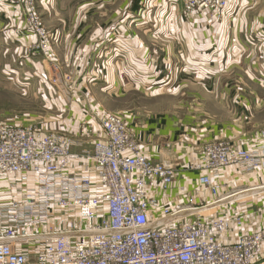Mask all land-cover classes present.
Here are the masks:
<instances>
[{
	"label": "crops",
	"instance_id": "obj_1",
	"mask_svg": "<svg viewBox=\"0 0 264 264\" xmlns=\"http://www.w3.org/2000/svg\"><path fill=\"white\" fill-rule=\"evenodd\" d=\"M163 1L169 3L155 8L139 7L140 0H36L45 24L56 34L54 74L71 77L64 82L63 93L55 88L53 104H69L73 112L81 109L85 114L78 117L86 121L91 119L89 108L99 114L122 112L154 161L181 166L218 137L248 145L260 134L261 129L254 128L264 123V0H230L213 32L205 29L202 19L187 21L179 0ZM7 2L0 0V79L22 86L28 77L38 76L35 84L40 90L47 85L51 68L31 48L36 37H24L17 8ZM0 83L1 88L9 87ZM135 93L144 102H133ZM168 94L185 99L187 94L195 98L196 107L179 98L172 104L162 101ZM147 97L161 100L160 104L148 106ZM249 125L253 130H247ZM76 136L82 140L74 144L76 151L88 147L90 126ZM237 174L226 170L223 180L229 184L220 188L219 195L230 192ZM198 176L187 171L184 181L176 179L164 196L166 205L200 206L213 200L198 184ZM182 181L185 193L176 190ZM261 181L264 176L254 184ZM13 191L19 198L21 188ZM231 203L209 215L230 210ZM255 219H246L241 228L231 223L222 241L236 242L242 232L264 224L263 218ZM260 259L264 260V245Z\"/></svg>",
	"mask_w": 264,
	"mask_h": 264
},
{
	"label": "built area",
	"instance_id": "obj_2",
	"mask_svg": "<svg viewBox=\"0 0 264 264\" xmlns=\"http://www.w3.org/2000/svg\"><path fill=\"white\" fill-rule=\"evenodd\" d=\"M8 1L28 15L26 33L36 37L31 48L48 63V81L62 92L71 77L54 74L55 32L36 15V0ZM179 1L187 21L202 19L212 32L229 7V0ZM89 109L87 125L97 134L80 151L71 136L0 124V182L5 185L0 186V264H264L263 231L225 243L221 237L230 221L241 226L242 217L228 210L205 214L236 198L235 192L219 195L226 169L233 166L240 174L264 169V131L258 148L218 139L180 166L149 158L121 114ZM187 171L198 172V184L213 200L166 205V192L176 179L184 181ZM183 181L176 185L179 193L186 192ZM17 187L19 198L13 195ZM67 211L77 218L64 227L43 228L59 223Z\"/></svg>",
	"mask_w": 264,
	"mask_h": 264
},
{
	"label": "rangeland",
	"instance_id": "obj_3",
	"mask_svg": "<svg viewBox=\"0 0 264 264\" xmlns=\"http://www.w3.org/2000/svg\"><path fill=\"white\" fill-rule=\"evenodd\" d=\"M166 3L163 0H140L139 7L144 6V5H147V6L154 5V7L157 8L158 5H165ZM171 3H174V2H171ZM7 4H8V6H11L9 1L7 2ZM229 5H230V0H229ZM15 8H17V12H18V15L16 17L17 21L23 25L22 28L24 27V29H23L24 37L29 38L30 36H33V35L28 36L26 33L28 30L26 28L28 15L25 12H22L20 6H15ZM181 8H182V4H181ZM12 10L16 11L14 8ZM35 10H36V12L35 11L34 12L36 13V15L38 17L41 18V21L43 22L46 30L49 32H51V31L55 32L53 29L49 28L45 24L41 14L38 10L37 4L35 6ZM121 17H122V14H121ZM191 23L193 24V22H191ZM207 31H209V30H207ZM34 42H36V40ZM34 42H32V43H34ZM32 43H30V44L32 45ZM30 44H29V47H30ZM54 60H55V55H54ZM47 74H46V79H48ZM49 76H51V74ZM0 80H2V82L4 84H7L9 86L8 88L4 89V88H1L2 84L0 83V124L1 123H7V124L15 125V126H37L44 133L59 132V133L71 136L73 139H77L76 135H79L80 132L84 131L85 128L88 126L87 121H86L87 119H81L80 120V118L78 117L79 113H80V115L85 114L84 112H82L81 109L78 110L80 112H78V111L73 112L71 110V107L69 104L68 105H57V106H55L53 104L52 100L57 97V96L55 97V95H54L55 94V87H57V86L53 85L48 80H47L48 81L47 85L44 84L40 90H38V87L36 85L37 84L36 82L39 81L38 76L37 77L34 76L32 78L28 77L27 83L22 85V86H20L18 83L13 82V81L5 78V77L3 79H0ZM61 93H63V92H61ZM60 95L63 96V94H60ZM167 96L168 97H165L163 99L161 98L162 101H167V102H170L172 104L175 102V98H179V99L183 100V103H184V101H186L187 103L191 102L192 107H196V105L194 104L195 98L190 99V98H188L189 95H187V94L185 95L186 99L180 97L179 95L176 97H170L168 94ZM63 99H64V96H63ZM132 100H133V102H136L139 104L141 102H144L143 101L144 98L139 93H135L132 96ZM160 101L161 100H159L157 98L152 100V98L147 97V105L148 106L149 105L155 106L156 104H160ZM64 102L67 103V101H64ZM108 113H111V112H108ZM112 113H119L123 116L122 112H112ZM263 114H264V112H263ZM100 115H102V114L100 113ZM125 120H126V118H125ZM129 127H130V125H129ZM246 128L249 131L253 130V127L251 125L246 126ZM257 128L261 129L260 134L258 136H255L256 139L254 141H253V139H251L248 142L249 143L248 145L246 143L239 145L235 142H231V141L230 142L234 145H239V146H243V147L258 148L261 145V143L263 142L262 141L263 140L262 132L264 131V123L262 125L256 127V128H254V130ZM95 130H96V128H95ZM90 132H91V139L96 137L97 133L94 131L93 128H92V130L90 129ZM218 139H221V138H219V137L214 138L212 140H209L208 142L215 141ZM79 141H82V140L77 139L74 141V143H78ZM227 141H229V140H227ZM90 145H91V142L87 143V146H90ZM233 168H231L232 174H234V175L236 173H238V174L234 178L235 180L232 181L233 184L230 187L231 188L230 192H228V193L235 192L237 195L235 196L236 198H234L232 200V203L230 205L231 208H230V210H228V213L230 214V216L240 215L242 217L243 223L241 226H237L238 228L243 227L244 223L246 222V219L247 220H252V219L256 220L255 218H257V219L263 218V221H264V188L258 187L259 189L251 190V188H253V187L264 185V183L262 181H261L262 184H260V185L254 184V181L257 178L261 179L262 176H264L263 174H261L263 172L260 171V172H257L256 174H240L237 171L234 172ZM1 179H0V181H2ZM228 184L229 183H225L224 185H228ZM247 190H249L248 194L246 193ZM240 191H243V192H241L242 196H239ZM225 194H227V193H225ZM241 207L244 208V210L240 211L239 209ZM217 209H218L217 207H214L212 210L205 211V214L209 215V213H216ZM226 211L227 210H225L224 212H226ZM73 213H75V212H73ZM221 213H223V211H218L217 214H221ZM63 220L67 221V223L69 221V219L67 217H65V218L63 217L62 221ZM61 222L56 223V224H52L49 222L48 225L43 226V228H48V226H52V225L54 227H64L65 225L63 226V224H61ZM231 223H233V221H230L229 224H231ZM251 223H253V221H251ZM254 231H263L264 232V224H262L261 227H259V228H254V229L248 230L246 232H242V234H240V237L243 236L244 234L248 233V232H254ZM225 243H231V242H225ZM39 244L40 243H38V244L35 243L34 245L38 246ZM31 245H32V243H29V246H31Z\"/></svg>",
	"mask_w": 264,
	"mask_h": 264
},
{
	"label": "bare ground",
	"instance_id": "obj_4",
	"mask_svg": "<svg viewBox=\"0 0 264 264\" xmlns=\"http://www.w3.org/2000/svg\"><path fill=\"white\" fill-rule=\"evenodd\" d=\"M231 168H233V166L231 167ZM227 170V169H226ZM260 171H262V172H264V169H262V170H260ZM259 171V172H260ZM210 214V213H209ZM66 216H67V218L69 219V220H73L74 219V213L73 212H70V211H67L66 212ZM76 219V218H75Z\"/></svg>",
	"mask_w": 264,
	"mask_h": 264
}]
</instances>
